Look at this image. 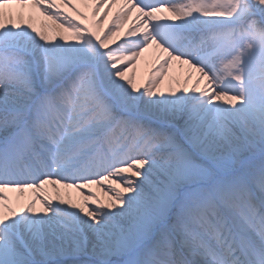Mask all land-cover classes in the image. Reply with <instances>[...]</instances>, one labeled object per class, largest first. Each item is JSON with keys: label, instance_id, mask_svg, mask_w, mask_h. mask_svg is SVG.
Masks as SVG:
<instances>
[{"label": "snow or ice", "instance_id": "1", "mask_svg": "<svg viewBox=\"0 0 264 264\" xmlns=\"http://www.w3.org/2000/svg\"><path fill=\"white\" fill-rule=\"evenodd\" d=\"M0 264H264V0H0Z\"/></svg>", "mask_w": 264, "mask_h": 264}, {"label": "rangeland", "instance_id": "2", "mask_svg": "<svg viewBox=\"0 0 264 264\" xmlns=\"http://www.w3.org/2000/svg\"><path fill=\"white\" fill-rule=\"evenodd\" d=\"M139 71V76H138V79H144L146 73H145V69H144V66L142 65L141 68L138 70ZM175 72L179 73L180 72V69L177 67L175 70ZM99 192H102L101 190L97 189ZM103 193V192H102Z\"/></svg>", "mask_w": 264, "mask_h": 264}, {"label": "bare ground", "instance_id": "3", "mask_svg": "<svg viewBox=\"0 0 264 264\" xmlns=\"http://www.w3.org/2000/svg\"><path fill=\"white\" fill-rule=\"evenodd\" d=\"M94 190L97 192L98 195L101 196L102 199H105V200L107 199V197L104 195V193L99 192L97 189H94ZM13 195L15 196L16 194H13ZM74 195H75V194H74Z\"/></svg>", "mask_w": 264, "mask_h": 264}]
</instances>
